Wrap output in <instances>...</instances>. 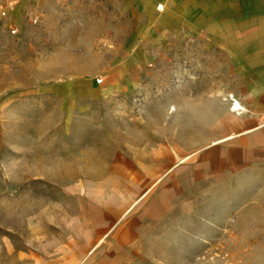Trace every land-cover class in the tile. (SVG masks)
Returning a JSON list of instances; mask_svg holds the SVG:
<instances>
[{
  "label": "rangeland",
  "instance_id": "rangeland-1",
  "mask_svg": "<svg viewBox=\"0 0 264 264\" xmlns=\"http://www.w3.org/2000/svg\"><path fill=\"white\" fill-rule=\"evenodd\" d=\"M133 32L121 0H0V264H92L65 259L66 244L78 239L80 192L110 171L112 149L138 169L147 163L135 158L154 160V124L163 140L187 148L201 132L171 128L201 125L188 116L193 103L201 106L205 93V104L230 107L228 61L212 58L206 68L170 38L146 44ZM132 37L147 58L124 67ZM112 138L130 146L112 148ZM174 245L185 254L186 243L142 242L121 264H264V248L250 241L215 248L236 257L194 260L171 258Z\"/></svg>",
  "mask_w": 264,
  "mask_h": 264
},
{
  "label": "crops",
  "instance_id": "crops-1",
  "mask_svg": "<svg viewBox=\"0 0 264 264\" xmlns=\"http://www.w3.org/2000/svg\"><path fill=\"white\" fill-rule=\"evenodd\" d=\"M121 5L132 21V35L142 34L146 44L163 45L170 38L178 50L185 46L189 61L198 62L201 56L206 68L212 58L228 61L234 100L229 108L226 102L215 108L204 103L209 97L204 93L202 105L193 103L188 112V116L201 117V125L187 122L171 128L197 129L201 132L197 137H202L198 145L183 148L178 142L163 140L162 124H154L149 128L155 132L154 160L148 164L147 157L135 158L133 162L147 163L141 169L126 167L132 160L115 157L112 149L110 171L103 180L91 183L89 192H80L74 226L78 239L73 240V247L67 241L65 259L87 256L92 264H121L142 242L156 248L164 241L186 243L185 254L171 247V258L180 253L189 260L236 257L215 249L227 242L250 241L261 251L264 0H121ZM135 40H129L134 45L128 47L124 67L139 66L147 58L145 43ZM115 146L130 144L125 138H112L110 147ZM244 193L250 201H243ZM212 196L218 201L207 202ZM182 225L185 229H179Z\"/></svg>",
  "mask_w": 264,
  "mask_h": 264
},
{
  "label": "built area",
  "instance_id": "built-area-1",
  "mask_svg": "<svg viewBox=\"0 0 264 264\" xmlns=\"http://www.w3.org/2000/svg\"><path fill=\"white\" fill-rule=\"evenodd\" d=\"M158 7L160 8V5H158ZM101 81H102V79H100V78L97 79V82H98V83H100ZM232 98H233L232 95H230V100H231Z\"/></svg>",
  "mask_w": 264,
  "mask_h": 264
},
{
  "label": "bare ground",
  "instance_id": "bare-ground-1",
  "mask_svg": "<svg viewBox=\"0 0 264 264\" xmlns=\"http://www.w3.org/2000/svg\"><path fill=\"white\" fill-rule=\"evenodd\" d=\"M232 100H234V99H232ZM236 106H237V104H236V102H234V103L232 104V107L236 109Z\"/></svg>",
  "mask_w": 264,
  "mask_h": 264
}]
</instances>
